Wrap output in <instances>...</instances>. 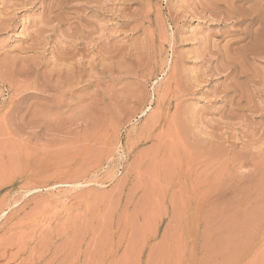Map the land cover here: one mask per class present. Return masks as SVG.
I'll return each mask as SVG.
<instances>
[{"label": "rangeland", "instance_id": "1", "mask_svg": "<svg viewBox=\"0 0 264 264\" xmlns=\"http://www.w3.org/2000/svg\"><path fill=\"white\" fill-rule=\"evenodd\" d=\"M0 264H264V0H0Z\"/></svg>", "mask_w": 264, "mask_h": 264}, {"label": "bare ground", "instance_id": "2", "mask_svg": "<svg viewBox=\"0 0 264 264\" xmlns=\"http://www.w3.org/2000/svg\"><path fill=\"white\" fill-rule=\"evenodd\" d=\"M78 186H82L81 184H72V185H68V187H70V188H75V187H78ZM35 191V190H34ZM34 191H32V192H34ZM31 192V191H30ZM28 193V192H27ZM29 194V193H28Z\"/></svg>", "mask_w": 264, "mask_h": 264}]
</instances>
